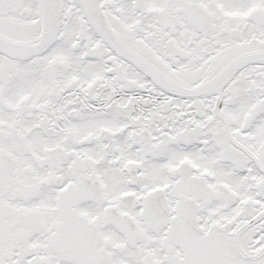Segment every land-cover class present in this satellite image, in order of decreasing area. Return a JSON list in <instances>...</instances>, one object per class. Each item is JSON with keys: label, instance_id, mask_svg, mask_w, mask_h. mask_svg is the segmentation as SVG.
I'll list each match as a JSON object with an SVG mask.
<instances>
[{"label": "snow or ice", "instance_id": "1", "mask_svg": "<svg viewBox=\"0 0 264 264\" xmlns=\"http://www.w3.org/2000/svg\"><path fill=\"white\" fill-rule=\"evenodd\" d=\"M0 264H264V0H0Z\"/></svg>", "mask_w": 264, "mask_h": 264}]
</instances>
